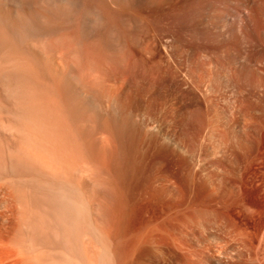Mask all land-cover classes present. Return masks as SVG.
I'll return each mask as SVG.
<instances>
[{
	"label": "rangeland",
	"instance_id": "obj_1",
	"mask_svg": "<svg viewBox=\"0 0 264 264\" xmlns=\"http://www.w3.org/2000/svg\"><path fill=\"white\" fill-rule=\"evenodd\" d=\"M234 7L231 13L240 10ZM233 27L237 38H230L237 40L228 39L229 45L240 34L244 41L235 53L227 43L215 68L206 64L211 53L188 55L194 82L204 83L194 89L185 127L161 122L162 140L175 149L163 168L180 175L159 174L154 184L175 197L162 202L147 192L119 196L97 155L96 126L104 119L35 118L33 103L7 95L10 89L0 83V264H264V28L254 35L237 22ZM196 62L211 69L196 72ZM217 71L237 84L229 88L216 80ZM28 82L20 84L23 90L32 88ZM196 90H212V98H197ZM38 143L51 151L43 153ZM59 185L67 188V199L56 196ZM183 191L186 197L177 203ZM122 200L129 206L119 214Z\"/></svg>",
	"mask_w": 264,
	"mask_h": 264
},
{
	"label": "bare ground",
	"instance_id": "obj_2",
	"mask_svg": "<svg viewBox=\"0 0 264 264\" xmlns=\"http://www.w3.org/2000/svg\"><path fill=\"white\" fill-rule=\"evenodd\" d=\"M234 6L240 9L232 10L235 15L230 11ZM236 22L238 29H253L254 35L262 32L264 27L255 29L264 22V0H0V83L10 89L7 95L30 100L33 106L27 110L35 118L104 119L96 126L101 134L96 154L111 171L119 196L127 193L135 199L147 192L154 201L174 199L169 189L154 184L163 172L180 177L163 168L166 160L172 161L175 149L162 140L166 130H162L161 122L183 126L187 121L194 89L204 83L194 82V63L188 55L196 50L200 54L208 52L212 57L206 64L219 65L220 52L229 45L228 39L237 38V24L233 27ZM230 45L226 48L233 47ZM182 52L186 57L177 59ZM197 65L195 71L199 72L202 64ZM220 72L214 73L218 75L216 80L228 87L237 84L232 75L231 80L225 79L226 74ZM28 80L32 88L23 90ZM200 91L195 97L199 93L200 99L211 97L212 90L207 91L210 95ZM50 151L45 149L43 153ZM60 186L54 188L56 196L65 197L62 194L67 188ZM185 197L183 191L176 202ZM128 206L123 201L119 214Z\"/></svg>",
	"mask_w": 264,
	"mask_h": 264
}]
</instances>
